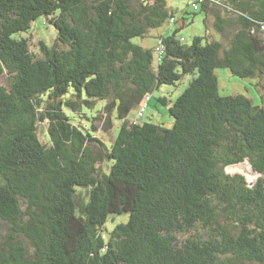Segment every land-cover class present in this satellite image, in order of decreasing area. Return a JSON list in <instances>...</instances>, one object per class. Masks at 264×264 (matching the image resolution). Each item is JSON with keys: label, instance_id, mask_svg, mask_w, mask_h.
<instances>
[{"label": "trees", "instance_id": "16d2710c", "mask_svg": "<svg viewBox=\"0 0 264 264\" xmlns=\"http://www.w3.org/2000/svg\"><path fill=\"white\" fill-rule=\"evenodd\" d=\"M167 2L0 0V264H264V102L217 75L264 87V0L192 1L227 44L182 27L136 42L175 23ZM40 17L57 31L41 56ZM188 74L172 127L141 121ZM245 161L253 185L226 171Z\"/></svg>", "mask_w": 264, "mask_h": 264}, {"label": "rangeland", "instance_id": "374dc122", "mask_svg": "<svg viewBox=\"0 0 264 264\" xmlns=\"http://www.w3.org/2000/svg\"><path fill=\"white\" fill-rule=\"evenodd\" d=\"M192 1L193 0H168V7L175 11V23H170L169 21H167L163 26L152 29L151 34L148 37L144 39L137 38L135 39V41L142 43L147 47H154L159 43L161 36L171 34L175 29L182 27V29L178 33V36H183L185 43H190L195 36H203L208 34L210 39L219 38L223 43L227 44L228 38H226L225 36L220 37L219 33H217V31L212 27L211 21L209 22L210 29L206 27L204 21L205 12L201 8V5H199V9L197 11H194L193 6L191 5ZM182 15H185V17L187 18L185 25H183V19L180 18ZM25 36L30 37L31 50L34 53H37L39 56H41V53L39 51L40 40H43L48 45H52L57 41L56 29L52 25H49L44 17H40L36 21H34L29 34H25ZM217 75L219 78V92L221 95L243 94L251 98L255 104L261 105L264 102V87L259 78L253 77L243 79L233 75L228 69L225 68L217 69ZM193 77L194 75L188 74L177 85L161 86L159 90L152 94L151 100L148 101L146 111L144 112L141 121H151L154 123L163 124L167 127H172L174 119L169 114V105H171L172 102H174L176 98L184 92ZM5 80L6 79L3 78L2 82L6 83ZM160 96H167V98L170 100L169 103L164 104L162 101H160L158 99ZM136 113L137 109H134L130 113L129 117H135ZM91 114L88 113L87 115ZM95 114L98 113L96 112ZM100 117L102 119L95 121V123H97L102 130L105 123L104 119L106 117L104 115H100ZM85 121L86 120L82 119V122ZM114 122V128L110 129L108 132H105V134L100 135L106 141H110L111 139H113L114 134H117L118 132V122L117 120H114ZM40 125V128L43 131L42 134L46 135L47 122L40 123ZM226 171L229 174L238 173L244 175L250 185H253L259 176L253 171L252 166L248 161L236 165H231L226 168ZM109 227L113 228L114 225L112 223H109ZM5 231V224L0 221V235H2Z\"/></svg>", "mask_w": 264, "mask_h": 264}, {"label": "built area", "instance_id": "2783aa9c", "mask_svg": "<svg viewBox=\"0 0 264 264\" xmlns=\"http://www.w3.org/2000/svg\"><path fill=\"white\" fill-rule=\"evenodd\" d=\"M201 2H203V1H205V0H200ZM197 7V4L195 5V8ZM147 100H148V98H147ZM146 100V101H147ZM146 101L144 102V104H143V106H142V108H141V110H140V112H139V115H142L143 114V112L145 111V107H146Z\"/></svg>", "mask_w": 264, "mask_h": 264}]
</instances>
